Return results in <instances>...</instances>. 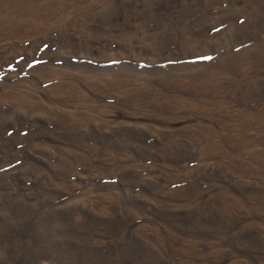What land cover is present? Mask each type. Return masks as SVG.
<instances>
[{
	"label": "rangeland",
	"instance_id": "1",
	"mask_svg": "<svg viewBox=\"0 0 264 264\" xmlns=\"http://www.w3.org/2000/svg\"><path fill=\"white\" fill-rule=\"evenodd\" d=\"M0 264H264V0H0Z\"/></svg>",
	"mask_w": 264,
	"mask_h": 264
}]
</instances>
